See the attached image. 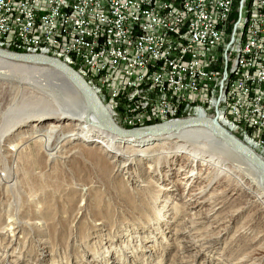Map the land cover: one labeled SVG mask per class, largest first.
<instances>
[{"label":"rangeland","instance_id":"rangeland-1","mask_svg":"<svg viewBox=\"0 0 264 264\" xmlns=\"http://www.w3.org/2000/svg\"><path fill=\"white\" fill-rule=\"evenodd\" d=\"M17 88L0 82V140L9 128L3 114ZM104 103L112 117L118 116L116 105L126 104L111 98ZM212 118L219 119L216 114ZM35 122L0 143V179L5 181L0 188V232L11 228L9 237H0V264H241L243 259L264 264V210L227 183L207 188L212 165L195 148H178L183 144L174 138L160 139L134 157L118 142L121 152L111 150L104 161L98 146L89 145L68 160L48 165L43 143L20 141L25 136L19 133L31 131ZM50 122L47 118L41 126ZM129 159L133 164L127 173H116L112 162L122 166ZM187 181L191 184L186 187ZM200 187L204 198L226 192L220 200L185 211L189 192ZM220 201L223 205L217 208Z\"/></svg>","mask_w":264,"mask_h":264},{"label":"built area","instance_id":"built-area-1","mask_svg":"<svg viewBox=\"0 0 264 264\" xmlns=\"http://www.w3.org/2000/svg\"><path fill=\"white\" fill-rule=\"evenodd\" d=\"M225 0H0V33L56 40L103 82L112 97L131 90L176 89L202 101L218 56ZM240 3L234 15L239 17ZM231 113L264 138V0H257L243 73ZM112 117L136 128L147 119H176L167 105L129 100Z\"/></svg>","mask_w":264,"mask_h":264},{"label":"bare ground","instance_id":"bare-ground-1","mask_svg":"<svg viewBox=\"0 0 264 264\" xmlns=\"http://www.w3.org/2000/svg\"><path fill=\"white\" fill-rule=\"evenodd\" d=\"M235 1L225 0L218 30L219 43L216 68L213 71L212 80L207 86V94L201 102L179 96V92H176V89L131 90L119 94L118 97H112L103 82L93 74L90 67L86 66L77 55L70 54V49L56 40L7 37L6 34L0 33V48L18 54L49 56L75 69L96 92L106 107L105 113L110 114L111 117V111L104 103L108 98L123 99L126 104L129 100H139L149 104L167 105L170 109H175L179 112V116L189 118L196 116L198 118L208 117L207 119H211L216 114L219 119H212H216L222 127V123H224L230 132H234V135L240 137L245 143L257 150L261 156L246 145L264 160V138L250 129L248 125L240 123V119L230 111L232 108V91L243 73V55H245L254 9L255 5H257V0H241L239 17L235 23L236 34L233 37L231 59L229 61L233 21L236 13ZM245 8L248 9L247 14L244 13ZM0 82L18 85V88L13 92L11 104L3 114V121H5L6 125H9V128L6 132L4 131L5 133L3 132L0 143H7L8 137L20 128L26 127L30 121L35 120L36 122L32 126L31 131L23 133L25 130H22L19 133V137L25 136L20 141L24 143L32 141L43 143L45 154L48 156V165H50L59 160H68L74 153L83 152L89 145H97L96 150L101 154L99 155L100 158L105 161V159L107 160V154L112 152L111 150L121 152L120 146H116V144H121L118 142H123L125 144L122 145L123 148L132 150L134 152H131L132 155L138 157L140 154L146 153L145 150L150 147L147 148L148 145L145 148L143 147L146 144L150 145L151 141L160 139V141H164L174 138L177 143L182 142L183 144L178 145V148L187 149L191 146L195 148V152L201 156L204 163L212 165V167L210 166L211 173L207 175L208 182L205 185L207 188L212 187L214 183H227V186H232V188L234 186L235 191L247 195L250 205H259L264 210V186L257 170L242 156L225 146L207 129L199 127L187 128L178 132L167 133L157 138H118L108 134L101 128L100 124L92 117L76 88L64 76L49 67L38 64L12 63L0 59ZM52 89L54 90L52 91ZM47 118L53 119V122L42 127L43 121ZM174 120L147 119L139 127L148 126V122H171ZM234 135L232 134V136ZM75 141L78 144L64 149L66 145ZM134 142L136 143L134 144ZM18 146L20 144L15 145L12 149L16 150ZM7 152L11 157H14L10 149ZM153 152L159 151L153 150ZM127 162L130 163L118 166L113 161L114 167H112L116 173H127V169L133 164V161L129 159ZM262 164L264 166V162ZM212 170L214 174H212ZM193 176L194 174H191L190 178ZM223 177L224 181H220V178ZM3 182L5 181L0 179V188ZM189 183L190 181H187L185 186H189L191 184ZM203 189L200 187L189 192L188 197L185 199V211L187 209L197 210L202 208L210 200H220L223 192H226L225 188L223 192L212 193L204 198L202 196ZM222 205L223 201H220L217 204V208ZM175 209L178 208L176 207ZM37 225L40 226L42 224L39 223ZM220 226L215 225L214 228L217 229ZM10 230L11 228H5L4 232H0V237H9L8 232ZM241 264L255 263L252 260L243 259Z\"/></svg>","mask_w":264,"mask_h":264},{"label":"water","instance_id":"water-1","mask_svg":"<svg viewBox=\"0 0 264 264\" xmlns=\"http://www.w3.org/2000/svg\"><path fill=\"white\" fill-rule=\"evenodd\" d=\"M0 59L12 63L43 65L64 76L76 88L92 117L100 124L101 128L105 132L112 136L123 139H144L157 138L161 135L178 132L187 128L199 127L207 129L225 146L248 161L259 173L261 182L264 186L263 161L260 160V157L244 143L232 136V134L223 128L216 121V119L185 118L137 128H124L119 126L110 114L105 113V105L102 103L96 92L87 84V82L74 69L60 60L46 56L18 54L2 49H0Z\"/></svg>","mask_w":264,"mask_h":264},{"label":"trees","instance_id":"trees-1","mask_svg":"<svg viewBox=\"0 0 264 264\" xmlns=\"http://www.w3.org/2000/svg\"><path fill=\"white\" fill-rule=\"evenodd\" d=\"M237 2H238V0H237ZM244 13H245V14L248 13V9H247V8H245ZM147 125H148V124H147Z\"/></svg>","mask_w":264,"mask_h":264}]
</instances>
